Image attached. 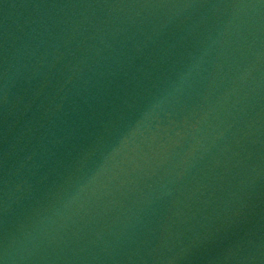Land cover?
Wrapping results in <instances>:
<instances>
[{"label": "water", "instance_id": "obj_1", "mask_svg": "<svg viewBox=\"0 0 264 264\" xmlns=\"http://www.w3.org/2000/svg\"><path fill=\"white\" fill-rule=\"evenodd\" d=\"M264 46V0H0V264H115Z\"/></svg>", "mask_w": 264, "mask_h": 264}]
</instances>
